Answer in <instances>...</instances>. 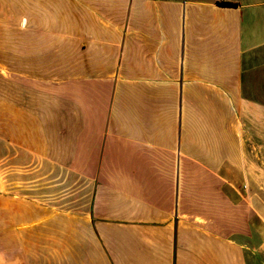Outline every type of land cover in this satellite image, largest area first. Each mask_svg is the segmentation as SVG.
I'll list each match as a JSON object with an SVG mask.
<instances>
[{"label":"crops","instance_id":"obj_1","mask_svg":"<svg viewBox=\"0 0 264 264\" xmlns=\"http://www.w3.org/2000/svg\"><path fill=\"white\" fill-rule=\"evenodd\" d=\"M0 86V264H264V0H0Z\"/></svg>","mask_w":264,"mask_h":264},{"label":"rangeland","instance_id":"obj_2","mask_svg":"<svg viewBox=\"0 0 264 264\" xmlns=\"http://www.w3.org/2000/svg\"><path fill=\"white\" fill-rule=\"evenodd\" d=\"M1 89V86H0ZM32 199V198H28ZM37 199V198H34ZM53 207L55 209H72V210H87L90 207L91 198H53Z\"/></svg>","mask_w":264,"mask_h":264}]
</instances>
